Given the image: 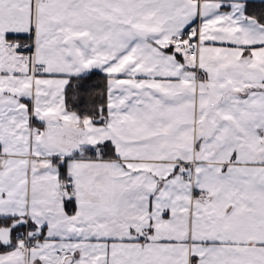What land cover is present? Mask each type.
I'll return each instance as SVG.
<instances>
[{
	"label": "snow or ice",
	"instance_id": "obj_1",
	"mask_svg": "<svg viewBox=\"0 0 264 264\" xmlns=\"http://www.w3.org/2000/svg\"><path fill=\"white\" fill-rule=\"evenodd\" d=\"M0 264H264V0H0Z\"/></svg>",
	"mask_w": 264,
	"mask_h": 264
}]
</instances>
